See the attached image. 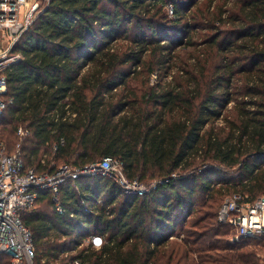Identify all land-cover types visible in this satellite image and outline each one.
<instances>
[{"label":"trees","instance_id":"trees-1","mask_svg":"<svg viewBox=\"0 0 264 264\" xmlns=\"http://www.w3.org/2000/svg\"><path fill=\"white\" fill-rule=\"evenodd\" d=\"M41 2L0 142L39 172L109 156L146 189L70 179L63 212L40 191L20 213L35 264H260L248 244L264 237L232 240L217 195L264 194V0Z\"/></svg>","mask_w":264,"mask_h":264},{"label":"built area","instance_id":"built-area-1","mask_svg":"<svg viewBox=\"0 0 264 264\" xmlns=\"http://www.w3.org/2000/svg\"><path fill=\"white\" fill-rule=\"evenodd\" d=\"M27 4L28 0H0V115L7 105L4 99L8 86L7 71L21 58V54L14 50L15 46L33 21L38 7L35 3L25 8ZM18 132L25 133L22 128ZM97 174L111 176L129 194L140 196L145 192V185L129 179L121 163L112 157H104L83 168L63 163L53 172H39L27 167L19 153L8 152L5 143L0 142V264H35L32 232L22 221L20 213L34 205L40 191L50 192L56 208L63 212L59 197L61 184ZM218 218L231 228L237 240L264 237V194L253 201H247L240 192L228 195L220 206ZM86 241L98 248L103 243V236L89 235ZM69 264H80V260L75 258Z\"/></svg>","mask_w":264,"mask_h":264},{"label":"rangeland","instance_id":"rangeland-1","mask_svg":"<svg viewBox=\"0 0 264 264\" xmlns=\"http://www.w3.org/2000/svg\"><path fill=\"white\" fill-rule=\"evenodd\" d=\"M37 4L38 6L42 3L41 2V0H28V4L26 5V7L25 8H27V7H29L30 5H32V4ZM37 9H38V7H37ZM37 11V10H36ZM157 78V75L156 74H154L153 75V80H155ZM7 88H8V86H7ZM220 120H217V122H216V124H218V125H220ZM1 125V124H0ZM6 150L9 152V151H11V150H9L7 147H6ZM15 150V149H14ZM14 150H12V151H14ZM59 165H61L60 163H59ZM228 195H230V194H218L217 195V198H218V203L219 204H221L222 205V203H223V201H224V199L228 196ZM231 239L232 240H234L235 238H234V232L232 231V233H231ZM254 241H251L250 242V244H248V247H250L251 249H254L255 251H256V254H257V257L260 259L259 260V263L260 264H264V243L263 242H261V243H259V244H256V243H253Z\"/></svg>","mask_w":264,"mask_h":264}]
</instances>
